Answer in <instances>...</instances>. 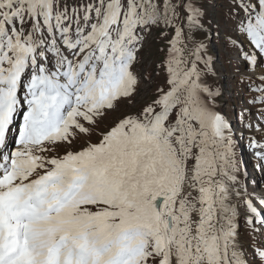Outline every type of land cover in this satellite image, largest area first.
Returning a JSON list of instances; mask_svg holds the SVG:
<instances>
[{"label": "snow or ice", "instance_id": "obj_1", "mask_svg": "<svg viewBox=\"0 0 264 264\" xmlns=\"http://www.w3.org/2000/svg\"><path fill=\"white\" fill-rule=\"evenodd\" d=\"M233 97L264 136V0H0V264H264Z\"/></svg>", "mask_w": 264, "mask_h": 264}, {"label": "rangeland", "instance_id": "obj_2", "mask_svg": "<svg viewBox=\"0 0 264 264\" xmlns=\"http://www.w3.org/2000/svg\"><path fill=\"white\" fill-rule=\"evenodd\" d=\"M227 29H225L223 26L220 29V37L217 39L216 36V29L213 28L211 32H209L207 41L209 43V54L214 57L216 60V68L218 71H223V74L227 77H231L232 75V65L228 63V60L230 57H234L236 55L235 52H232L231 50H228L225 48V42H224V32ZM164 41L159 38L158 30H153V33L148 37V40L145 45V52L143 55H145L146 65L151 62L153 65L162 58V54H160L157 49L161 46H163ZM229 81H221V83L227 84ZM234 84V82H233ZM231 103L236 104V109L232 110L230 107H226L223 109L225 114L228 116V118L232 121L235 129H236V139H237V156L239 159L242 160L243 163H246L247 175L250 174V176H254V179H249V175L246 176V181L248 183L249 191H257L260 192L264 190V170H261L258 165L261 163L259 158L256 156V152L259 151V149L250 148V145L247 146L250 141V137H254L256 140L259 141V143L264 144V136L258 131H255L254 129H249L247 127H242L237 122V114L239 112V99L236 97H233V100L230 101ZM18 120V117H17ZM256 121L253 120V124H255ZM239 132V134H238ZM247 143V145L245 144ZM249 150V152H247ZM242 163V164H243ZM251 176V177H252ZM251 182V183H250Z\"/></svg>", "mask_w": 264, "mask_h": 264}, {"label": "bare ground", "instance_id": "obj_3", "mask_svg": "<svg viewBox=\"0 0 264 264\" xmlns=\"http://www.w3.org/2000/svg\"><path fill=\"white\" fill-rule=\"evenodd\" d=\"M238 134H239V132H238ZM252 178V177H251Z\"/></svg>", "mask_w": 264, "mask_h": 264}]
</instances>
